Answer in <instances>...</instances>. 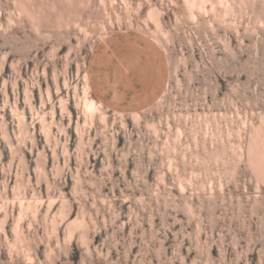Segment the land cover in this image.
<instances>
[{"label":"rangeland","instance_id":"374dc122","mask_svg":"<svg viewBox=\"0 0 264 264\" xmlns=\"http://www.w3.org/2000/svg\"><path fill=\"white\" fill-rule=\"evenodd\" d=\"M0 264H264V0H0Z\"/></svg>","mask_w":264,"mask_h":264},{"label":"bare ground","instance_id":"6f19581e","mask_svg":"<svg viewBox=\"0 0 264 264\" xmlns=\"http://www.w3.org/2000/svg\"><path fill=\"white\" fill-rule=\"evenodd\" d=\"M152 16V11L149 13ZM83 109L84 112L92 114L96 111H101L103 109V104L97 101L95 98L91 97V86L89 83L88 75L85 76V83L83 88Z\"/></svg>","mask_w":264,"mask_h":264},{"label":"crops","instance_id":"0c3cea01","mask_svg":"<svg viewBox=\"0 0 264 264\" xmlns=\"http://www.w3.org/2000/svg\"><path fill=\"white\" fill-rule=\"evenodd\" d=\"M100 57H101V55L98 53V54H96L95 55V58H94V61L92 62V67H93V65L96 63V61L98 60V59H100ZM129 68L131 69V64H129ZM146 71V70H145ZM106 74H105V76H107V78H108V76L110 77V69H107L106 70V72H105ZM88 79H89V83H90V86H91V93H92V91H93V85H94V83H95V76H96V73L93 71V70H90L89 72H88ZM124 75H126V74H124ZM114 91L116 92V88H114ZM114 97H117V94L115 93V96ZM99 102H101V101H99ZM102 103V102H101ZM103 104V103H102ZM104 105V104H103Z\"/></svg>","mask_w":264,"mask_h":264}]
</instances>
